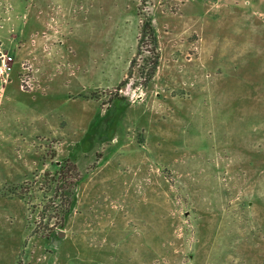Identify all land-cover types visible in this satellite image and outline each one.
<instances>
[{"label": "rangeland", "instance_id": "obj_1", "mask_svg": "<svg viewBox=\"0 0 264 264\" xmlns=\"http://www.w3.org/2000/svg\"><path fill=\"white\" fill-rule=\"evenodd\" d=\"M262 32L198 0H0V264H264Z\"/></svg>", "mask_w": 264, "mask_h": 264}, {"label": "trees", "instance_id": "obj_2", "mask_svg": "<svg viewBox=\"0 0 264 264\" xmlns=\"http://www.w3.org/2000/svg\"><path fill=\"white\" fill-rule=\"evenodd\" d=\"M143 37H147L148 44L151 46V51L154 55L153 58L150 59L151 63L153 64V68L150 71V75L155 72V69L158 66V53L156 52V37L153 34L152 26L149 22L146 23L143 29ZM77 167L73 160L66 159L64 163L57 167V175H58V182L60 183V190L57 189L61 194V202L58 206H60L58 213L61 212L63 215L67 214L71 211V207L74 202L75 197V190L78 187V184L83 180V176L77 177ZM56 191V189H55ZM68 195V198L64 199V197ZM64 196V197H63Z\"/></svg>", "mask_w": 264, "mask_h": 264}, {"label": "crops", "instance_id": "obj_3", "mask_svg": "<svg viewBox=\"0 0 264 264\" xmlns=\"http://www.w3.org/2000/svg\"><path fill=\"white\" fill-rule=\"evenodd\" d=\"M198 1L200 4L207 7V9L217 10L220 11V13L222 12L236 13L242 11L246 12L247 14H249L251 19H255V22L260 24L261 29L263 31L262 36L264 38V0H198ZM248 44L252 45L251 42H249ZM262 44H264V39L262 41ZM263 53L264 52H262V54Z\"/></svg>", "mask_w": 264, "mask_h": 264}, {"label": "built area", "instance_id": "obj_4", "mask_svg": "<svg viewBox=\"0 0 264 264\" xmlns=\"http://www.w3.org/2000/svg\"><path fill=\"white\" fill-rule=\"evenodd\" d=\"M12 57L5 55L1 59V65H0V80L7 82V77L9 76V73L12 69Z\"/></svg>", "mask_w": 264, "mask_h": 264}]
</instances>
